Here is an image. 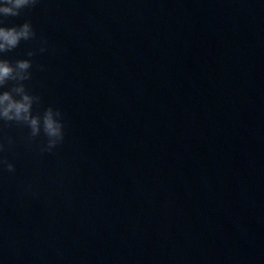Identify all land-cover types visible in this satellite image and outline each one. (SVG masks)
Segmentation results:
<instances>
[{"label": "water", "instance_id": "1", "mask_svg": "<svg viewBox=\"0 0 264 264\" xmlns=\"http://www.w3.org/2000/svg\"><path fill=\"white\" fill-rule=\"evenodd\" d=\"M24 20L34 37L0 55L31 60L32 111L58 108L64 138L42 151L0 121V264H264V2L3 17Z\"/></svg>", "mask_w": 264, "mask_h": 264}, {"label": "clouds", "instance_id": "2", "mask_svg": "<svg viewBox=\"0 0 264 264\" xmlns=\"http://www.w3.org/2000/svg\"><path fill=\"white\" fill-rule=\"evenodd\" d=\"M38 0H0V54L14 49L22 40L28 41L34 37L31 23L24 20L20 24L6 26L3 17L20 15L22 9L31 8ZM264 2V0H261ZM40 51H45L44 47ZM33 52H27L32 56ZM32 62L29 59H9L0 55V121H15L26 125L32 137L41 133L47 138L42 151H51L64 138V125L61 111L48 106L42 113L34 114L33 104L39 102V97L26 90L24 81L30 79ZM43 67V66H41ZM13 83L9 85V82ZM5 167L13 170L11 163Z\"/></svg>", "mask_w": 264, "mask_h": 264}]
</instances>
